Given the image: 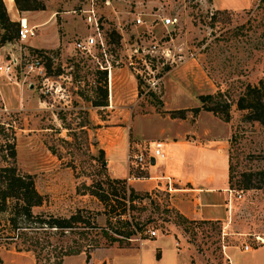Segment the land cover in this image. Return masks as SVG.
<instances>
[{"label": "rangeland", "instance_id": "obj_1", "mask_svg": "<svg viewBox=\"0 0 264 264\" xmlns=\"http://www.w3.org/2000/svg\"><path fill=\"white\" fill-rule=\"evenodd\" d=\"M40 1L44 9L31 15L19 10L14 0H3L10 18L14 10L37 26L23 43L12 48L0 44V62L8 51L31 45L52 55L44 60L53 78L45 93L35 78H24L21 67L12 75L18 83L0 73V164L10 163L2 154L14 141L17 167L33 176L44 197L33 213L69 216L80 208L86 220L95 214V222L105 225L104 204L82 193V183L104 181L107 175L125 178L133 186L130 176L114 174L127 170L126 143L158 130H191L188 135L207 143L227 139L231 187L244 193L234 199L232 217L202 221L183 215L168 187L140 190L134 185L141 196L130 213L142 225L129 246L107 244L90 227L61 235L38 230L36 235L82 249L100 239L102 245L90 251L88 260L81 251L65 255L63 264H90L92 256L93 264H192L191 252L203 264H264V175L257 174L264 170V122L245 118L246 109L236 107L247 84L264 81V0ZM92 10L106 39L105 54L98 48L92 55L74 48L78 37L92 31L87 22ZM156 12L176 15L177 22L165 26L154 21ZM139 14L145 22L135 21ZM38 17L46 21L40 23L44 20ZM154 41L160 45L157 51L150 47ZM104 64L109 66L107 95L104 105H96L103 99L98 70ZM214 92H219L220 102L231 103L227 121L211 110L189 109L201 104L199 94ZM180 108H188L185 117L170 115L169 110ZM163 151L168 156L169 146ZM143 164L132 163L130 173L145 175ZM249 177L254 187L244 188ZM7 216L0 211V264H36L32 250H17L24 246L19 238L6 237L11 232ZM245 243L257 248L245 251Z\"/></svg>", "mask_w": 264, "mask_h": 264}, {"label": "trees", "instance_id": "obj_2", "mask_svg": "<svg viewBox=\"0 0 264 264\" xmlns=\"http://www.w3.org/2000/svg\"><path fill=\"white\" fill-rule=\"evenodd\" d=\"M19 10L44 9V3L40 0H14ZM13 27V34L9 30ZM19 21L12 20L3 0H0V44L9 42L17 37ZM35 50H44L38 47H31ZM101 78L104 81L102 88L103 99L95 102L96 105H104L107 95L106 70L99 69ZM137 78H139L137 76ZM219 92L201 93L197 96L200 101L199 106L191 109L197 113L200 109L211 110L218 113L223 120L230 118V106L228 101L217 100ZM238 109H246L245 118L255 119L264 122V81L262 79L254 84H247L245 89L236 99ZM180 108L169 110L172 117H185V110ZM7 152L2 154L3 160H10L9 164H0V211H7V222L10 224L11 232L6 237L14 240L19 238L24 246L17 250H32L36 264H63V258L70 253H86L85 259L90 257V251L99 247L100 239L94 238L89 249L81 247L72 248L69 245L53 244L49 238H40L36 235L38 230H49L50 234H64L66 232H76L77 228H88L95 230L107 240V244L117 242L119 246H129L130 239L140 233L141 225L130 213L133 203L141 195L133 186L126 184L125 178L110 177L106 175L104 181L96 180L91 184L82 183V193L88 192L95 195L104 204L103 212L106 214V224L99 225L95 222L94 215L90 220H86L82 209L78 208L69 216H57L53 214L33 213L34 206L41 205L44 197L37 190L34 178L30 173L21 172L16 164L15 142L7 143ZM100 156L103 157L104 150L99 148ZM257 174L264 175V170H259ZM229 186L231 187V175L229 173ZM244 188L254 187L252 179L249 177L243 184ZM241 188V187H239ZM128 190V192H127ZM185 217V216H184ZM185 219H187L185 217ZM210 221V220H202ZM30 233H34L30 234ZM159 257V254H156Z\"/></svg>", "mask_w": 264, "mask_h": 264}, {"label": "crops", "instance_id": "obj_3", "mask_svg": "<svg viewBox=\"0 0 264 264\" xmlns=\"http://www.w3.org/2000/svg\"><path fill=\"white\" fill-rule=\"evenodd\" d=\"M37 11L38 9L25 12L32 15L33 12ZM10 15L12 20L20 19V15L16 14L14 10L12 13L10 12ZM28 17H25L26 20ZM36 20H44L40 22L44 23L46 17H38ZM34 25L37 26V24ZM189 133L192 131L177 133V131L171 130L167 133L165 130H158L151 137L147 136L143 137L142 140L126 143L128 150V147L134 148L136 142H150L159 139L163 141V149L166 145L169 146V154L168 156L165 154L164 158L157 157L153 158V161L151 159L144 161L141 167L145 169V175L135 177L134 174L130 173L129 168L132 164H127L128 167L125 172L114 174L122 177L130 176L128 179L132 181V185H136V189L140 190L168 187L170 193H174L173 205L190 219L225 220L230 218V216L232 217L234 199L237 198L233 194L234 192L229 191L232 187L229 186L228 140L218 138L208 140L209 143H207L199 136L193 137L188 135ZM211 141L213 144H210ZM114 147L115 145H112L106 150L107 155L113 151ZM107 162L111 167L109 158ZM154 239H148V241ZM256 248L251 247L250 250ZM93 258L92 256L90 264H93ZM189 259L192 264H203V261L192 252ZM233 262L232 260V264H235Z\"/></svg>", "mask_w": 264, "mask_h": 264}, {"label": "built area", "instance_id": "obj_4", "mask_svg": "<svg viewBox=\"0 0 264 264\" xmlns=\"http://www.w3.org/2000/svg\"><path fill=\"white\" fill-rule=\"evenodd\" d=\"M92 14L88 15L87 22L90 24L91 32L86 34L83 37H78L74 41V48L79 50L84 54L92 55V51L94 49H99L103 54H105V45L106 39L102 35L97 18L95 17L94 11H91ZM154 21H159L165 26H173L177 22V16L173 14H161L159 12L153 13ZM18 35L15 40H11L6 42L8 47H13L15 44L23 43L28 40L31 36L35 35L36 25L28 24L25 17H20ZM135 21L138 23H143L145 20L142 18L141 14H139ZM16 42V43H15ZM33 47V46H31ZM152 51H157L160 47L158 41H154L150 44ZM50 52L47 50H35L30 47L24 48V50L20 49L16 52L8 51L7 58L0 62V73L4 75L5 78L18 83L13 75V71L16 68L22 69V75L25 77H33L40 84V91L45 93L49 91L48 85L50 81L53 80L51 75L47 74L44 60L46 57H52ZM101 69L109 71V66L107 64L100 65ZM14 76V75H13ZM110 73H108V77ZM156 83L153 81L151 87ZM51 87V85H50ZM134 148L128 147L126 152L125 160L128 164H142L144 161H149L151 158H164L165 153L163 151V141L156 139L152 141H142L136 142L133 146ZM230 192H234L233 194L236 198H240L243 195L242 190H238L236 188H230ZM148 232L151 235H155V229H148ZM139 234V233H138ZM176 248V247H175ZM251 246L248 243L243 245V250H250Z\"/></svg>", "mask_w": 264, "mask_h": 264}, {"label": "water", "instance_id": "obj_5", "mask_svg": "<svg viewBox=\"0 0 264 264\" xmlns=\"http://www.w3.org/2000/svg\"><path fill=\"white\" fill-rule=\"evenodd\" d=\"M154 159L153 158H151V161H153Z\"/></svg>", "mask_w": 264, "mask_h": 264}]
</instances>
